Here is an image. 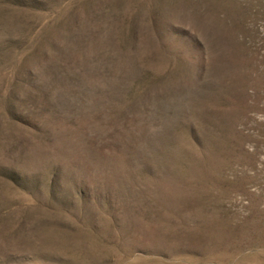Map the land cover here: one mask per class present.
<instances>
[{"label": "rangeland", "instance_id": "rangeland-1", "mask_svg": "<svg viewBox=\"0 0 264 264\" xmlns=\"http://www.w3.org/2000/svg\"><path fill=\"white\" fill-rule=\"evenodd\" d=\"M0 264H264V0H0Z\"/></svg>", "mask_w": 264, "mask_h": 264}]
</instances>
